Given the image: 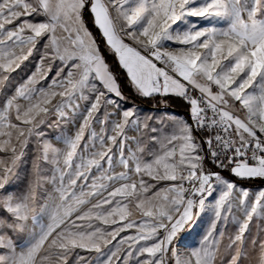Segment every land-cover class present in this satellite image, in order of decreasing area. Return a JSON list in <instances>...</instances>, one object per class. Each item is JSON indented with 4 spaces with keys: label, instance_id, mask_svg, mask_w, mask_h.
Here are the masks:
<instances>
[{
    "label": "snow or ice",
    "instance_id": "snow-or-ice-1",
    "mask_svg": "<svg viewBox=\"0 0 264 264\" xmlns=\"http://www.w3.org/2000/svg\"><path fill=\"white\" fill-rule=\"evenodd\" d=\"M38 45L35 71L8 89ZM109 56L137 95L182 98L188 118L165 130L120 108ZM69 111L63 147L40 142L52 174L34 165L29 189L10 191L18 146ZM0 154V264H264V188L239 183L264 179V0H0ZM205 207L182 255L174 241Z\"/></svg>",
    "mask_w": 264,
    "mask_h": 264
},
{
    "label": "rangeland",
    "instance_id": "rangeland-1",
    "mask_svg": "<svg viewBox=\"0 0 264 264\" xmlns=\"http://www.w3.org/2000/svg\"><path fill=\"white\" fill-rule=\"evenodd\" d=\"M190 20L199 27L212 26V24L215 23V21H212V23L210 24L209 21L203 18H190ZM188 26H191V24ZM180 27L181 29H183L186 26L181 24ZM42 52L43 49L42 51L38 52L37 55L38 58H40ZM30 63L32 62L30 61ZM36 64L37 62L34 63L33 67L29 65L27 68L23 67V69L29 70L31 74L32 72L35 71ZM55 72H56V66L52 65L51 73H47V75L49 76V80L55 75ZM47 82L48 81H44L43 83L47 84ZM10 85L11 87H13L12 85H15V81L11 82ZM125 108H134L141 120H143L145 117H150L151 119L149 120V123L152 124L153 126H159L162 122L165 127V130H169L170 127H172L173 121L176 120L174 116L167 114V111L169 110H166L164 108L145 109L137 105L125 106ZM73 120H75L76 123L79 122L78 118L74 116L70 111L67 113V119L64 120H61L57 113H51L47 117L46 122L40 126V130L42 131L43 136L30 137L26 145L18 146V154H19L18 159H16L14 164H10L12 171L7 176V180H6V184L10 191L14 192L16 195H21L29 189V185L33 184L34 180L36 179V169L34 165H39L43 174L45 175L52 174L53 165L47 163L41 158L42 153L40 151V142L41 140H43L52 143L54 142L53 141L54 139H60L62 136L74 132L75 127L71 122ZM129 135H135V133L130 132ZM51 189H52L51 184L44 183L42 184L40 189H37V192L39 193L42 190L51 191ZM133 211L135 210L133 209ZM193 214H194L193 221L189 222V224L185 226V228L179 234L177 240L174 241L175 244L179 245L178 251L182 255L190 254L191 249H193L198 245L199 241L202 239L204 233L206 232L208 224L211 219V213L208 211L207 207H205L203 210L200 208H194ZM3 215H5V213L3 211H0V216ZM32 215H39L38 206L33 208ZM136 218L138 219L139 217ZM41 222H46V218L44 221ZM29 225L30 226L32 225L31 218L29 220ZM12 235L16 238V240L21 241L20 245L17 247V250L19 248H22L23 238H25L24 234L13 233ZM226 243L227 241H222V245ZM222 250L223 249L221 246V252ZM217 264H219V258L217 259Z\"/></svg>",
    "mask_w": 264,
    "mask_h": 264
},
{
    "label": "trees",
    "instance_id": "trees-1",
    "mask_svg": "<svg viewBox=\"0 0 264 264\" xmlns=\"http://www.w3.org/2000/svg\"><path fill=\"white\" fill-rule=\"evenodd\" d=\"M89 27H92L90 18H89ZM92 31L94 32L96 39L100 42V46L103 49L105 45L103 40L101 39L100 33L97 32L95 28H92ZM108 62L114 66V71L117 72L120 80L123 82L124 95L128 97V99L125 100L127 103L137 105L145 109L164 108L166 110H170L179 115H182L185 119L188 118V114H189L188 105L182 100V98L176 97L174 95H170L167 98H164L162 96H153L150 98L141 97L128 87L127 78L125 74L118 67H116V62L114 58L109 56ZM222 175H224L227 178H232L227 172H222ZM239 183L244 186H255V185H259L261 182H259L258 180H243V181H239Z\"/></svg>",
    "mask_w": 264,
    "mask_h": 264
},
{
    "label": "crops",
    "instance_id": "crops-1",
    "mask_svg": "<svg viewBox=\"0 0 264 264\" xmlns=\"http://www.w3.org/2000/svg\"><path fill=\"white\" fill-rule=\"evenodd\" d=\"M41 48L42 47L38 45L37 46V50L33 51V53L29 56V58L27 60L23 61L21 63V65H20V67L18 69H16V71L14 73H12V76H13L14 79H12L11 82H14L15 81V84L22 83L30 75V71L27 70V69L26 70L23 69V67L27 68L29 65L33 67L34 66V63L38 62V59L39 58H38L37 55H38V52L39 51H42ZM30 61L32 63H30ZM7 87H8V89H12V87H11L10 84H8ZM119 102H120L119 103V107L122 108V109L125 108V106H134V105H130L129 103H127L124 100H121ZM109 110L112 111L113 109H109ZM167 114H170L171 116H174V118L176 120H184L185 119L182 115H179V114H177L175 112H172L170 110L167 111ZM95 127L96 128H99L98 125H96ZM170 129H171V127H170ZM59 140L60 139H54L53 140L54 142H52V144L55 147H57V148H62L63 145H62V143L59 142ZM254 180H258L261 183L259 185H255V186H245V187H247L248 189H250L252 191H256L258 189L264 188V179L257 178V179H254ZM251 227H252L251 236H255L256 235V231H257L255 224H253ZM218 228H223V226L222 225H218ZM234 230H235L234 229V226L231 225V224H229L227 226V228L225 229L226 236L232 234L234 232ZM247 235L248 234L246 233V236ZM222 241H227V239L225 238ZM21 249L22 248H19L17 251H20ZM250 254L251 255H254V253H250ZM245 264H248V262L246 261Z\"/></svg>",
    "mask_w": 264,
    "mask_h": 264
},
{
    "label": "built area",
    "instance_id": "built-area-1",
    "mask_svg": "<svg viewBox=\"0 0 264 264\" xmlns=\"http://www.w3.org/2000/svg\"><path fill=\"white\" fill-rule=\"evenodd\" d=\"M183 100V99H182ZM184 101V100H183ZM185 102V101H184ZM186 103V102H185ZM189 115V114H188ZM206 167L210 168V169H214V170H219V169H216V166L215 164H212V163H209L206 165Z\"/></svg>",
    "mask_w": 264,
    "mask_h": 264
}]
</instances>
